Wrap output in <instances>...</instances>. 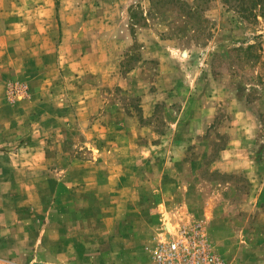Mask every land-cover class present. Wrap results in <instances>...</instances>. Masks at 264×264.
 Listing matches in <instances>:
<instances>
[{"label": "rangeland", "instance_id": "374dc122", "mask_svg": "<svg viewBox=\"0 0 264 264\" xmlns=\"http://www.w3.org/2000/svg\"><path fill=\"white\" fill-rule=\"evenodd\" d=\"M260 2L0 0V264H264Z\"/></svg>", "mask_w": 264, "mask_h": 264}, {"label": "built area", "instance_id": "2783aa9c", "mask_svg": "<svg viewBox=\"0 0 264 264\" xmlns=\"http://www.w3.org/2000/svg\"><path fill=\"white\" fill-rule=\"evenodd\" d=\"M166 229L150 246L152 264H226L206 240L200 223Z\"/></svg>", "mask_w": 264, "mask_h": 264}, {"label": "crops", "instance_id": "0c3cea01", "mask_svg": "<svg viewBox=\"0 0 264 264\" xmlns=\"http://www.w3.org/2000/svg\"><path fill=\"white\" fill-rule=\"evenodd\" d=\"M229 150L228 149H225V150H223V156L224 157H227L230 153V151L228 152ZM223 165H224V167H225V165H227V168H235V167H239L240 165L238 164V161L237 160H234V159H232V157H229V159L228 160H226V161H223ZM246 165H242V167H245ZM133 209H131V211H132ZM156 210H160V209H156ZM158 215V214H157ZM156 215V216H157ZM133 226H135V225H133ZM135 228V227H134ZM134 230L132 229L131 231L129 230V232H128V234H129V236L133 233V238H134V234L135 233H137V230H135L136 232H133ZM139 233V232H138ZM138 235V234H137ZM134 242H135V244H136V247H138L139 245L140 246H143V248H145V251H144V258H146L147 259V261L149 262V264H152V261H151V259H150V253H149V244H148V242H146L145 240H142V242L143 243H140V240L139 239H136V241L134 240ZM147 243V244H146ZM139 244V245H138ZM135 246V245H134ZM134 248V247H133ZM135 254V253H134ZM133 254V257H134V259H135V255ZM130 255H131V253H130Z\"/></svg>", "mask_w": 264, "mask_h": 264}, {"label": "trees", "instance_id": "16d2710c", "mask_svg": "<svg viewBox=\"0 0 264 264\" xmlns=\"http://www.w3.org/2000/svg\"><path fill=\"white\" fill-rule=\"evenodd\" d=\"M255 1H258V0H254V2ZM259 4L264 7V0H261V2Z\"/></svg>", "mask_w": 264, "mask_h": 264}]
</instances>
